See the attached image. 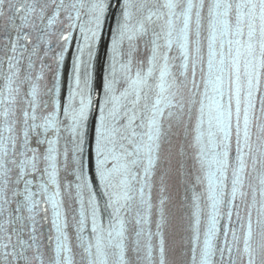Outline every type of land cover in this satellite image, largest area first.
I'll return each mask as SVG.
<instances>
[{"label":"snow or ice","instance_id":"1","mask_svg":"<svg viewBox=\"0 0 264 264\" xmlns=\"http://www.w3.org/2000/svg\"><path fill=\"white\" fill-rule=\"evenodd\" d=\"M0 264H264V0H0Z\"/></svg>","mask_w":264,"mask_h":264}]
</instances>
